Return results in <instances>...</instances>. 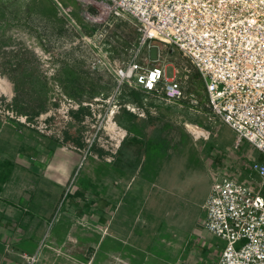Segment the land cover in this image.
Here are the masks:
<instances>
[{"label":"rangeland","instance_id":"obj_1","mask_svg":"<svg viewBox=\"0 0 264 264\" xmlns=\"http://www.w3.org/2000/svg\"><path fill=\"white\" fill-rule=\"evenodd\" d=\"M75 20L89 42L66 27L50 0H0V78L8 86L6 93L0 92V179L8 176L0 181L2 193L33 213V198L48 203L55 197L46 185L61 188L52 220L46 216L49 230L53 223L72 229L57 241L47 238L52 242L47 243V264H213L225 243L204 227L201 206L209 188L219 175L257 188L260 179L249 177L250 166L256 161L264 165V156L244 141L235 146L234 131L208 112L189 61L159 39L153 42L157 47L143 48L140 57L158 58L168 76L178 71L184 98L171 104L138 92L145 116L126 110L130 93H116V83L103 67L91 69L89 44L95 43L110 63L128 62L140 37L136 27L130 19L111 20L100 35L92 36L100 27L82 16ZM24 53L49 58L48 68L39 63L43 73L53 68L54 55H81L89 72L102 77L107 96L93 103L94 114L81 125L82 148L71 144L75 134L70 127L60 130L52 123L54 135H43L10 117L8 64ZM52 97L48 109L56 107ZM111 117L125 132L118 148L109 128ZM187 124L207 136L195 138ZM93 137L96 147L88 151L85 141ZM133 137L162 142L164 149L157 156L145 153ZM77 190L84 194L71 198Z\"/></svg>","mask_w":264,"mask_h":264},{"label":"built area","instance_id":"obj_2","mask_svg":"<svg viewBox=\"0 0 264 264\" xmlns=\"http://www.w3.org/2000/svg\"><path fill=\"white\" fill-rule=\"evenodd\" d=\"M53 1L67 27L81 32V25L62 3ZM75 1L83 20L100 27L92 36L109 27L111 20L124 18L133 22L140 35L128 62L110 63L98 53L95 43L89 44L94 55L91 69L103 67L113 77L116 93L127 85L164 103L184 98L178 71L168 76L165 66H150L158 63V58L141 62L142 49L156 46L153 42L159 39L189 61L203 85L208 112L234 131L235 146L244 141L264 156V0ZM80 39L89 42L86 36ZM48 60L43 55L42 62ZM53 73L54 69L49 68L44 75L50 77ZM52 96V105L57 108L51 106L32 121L13 112L10 117L43 135H54L52 123L66 130L74 123L72 113L78 111L79 103L63 95L57 86ZM97 100L81 103L90 110L82 124L94 114L93 103ZM126 110L145 116L142 107L131 105ZM115 136L118 148L125 135ZM96 141V137L85 141L88 151ZM250 171L251 179H260L257 188L219 175L201 206L205 229L225 243L216 264H264V165L252 162ZM23 260L24 264H39L37 254L24 255Z\"/></svg>","mask_w":264,"mask_h":264},{"label":"trees","instance_id":"obj_3","mask_svg":"<svg viewBox=\"0 0 264 264\" xmlns=\"http://www.w3.org/2000/svg\"><path fill=\"white\" fill-rule=\"evenodd\" d=\"M49 16H51L53 20L56 19L55 14L50 13ZM41 47L44 48V45ZM25 53L20 59L14 57V61L8 64V68L11 72L7 74L6 77L12 84L13 96L10 104L7 105V109H10L16 116H24L28 121H32L48 110L50 106V96L57 86L66 97L79 103L78 111L72 113L74 123H71L69 127L75 134L70 139L71 144H73V147L76 149L82 148L84 144L82 139L83 127L81 125L84 116L90 114V112L89 109L82 106L81 103L84 101L93 102L95 98L104 99L107 96V88L103 85L102 77L89 72V68L83 56L80 55L78 58H74L70 53L54 55V73L52 76L47 77L40 69L36 57L33 56V59L30 57L28 58V56H25L27 55ZM194 78L195 76L192 79ZM195 79L196 81L193 80V82L200 84L199 88L203 90V85L200 83L199 78L196 77ZM122 91L130 93L131 105L136 107L143 106V103L139 101V96L136 95V93L140 92L148 95L146 91L138 88H130L127 85L121 86L119 93ZM203 102L205 104V100H203ZM132 139L141 149H143V146L146 148L145 153L157 156L160 155V151L164 149L163 143L159 141L154 142L144 138L137 139V137H133ZM95 147L96 143H94L91 148ZM7 179L8 176H3L0 181L5 182ZM83 194L82 190H77L71 198L80 197ZM67 197H69V194L66 195V198Z\"/></svg>","mask_w":264,"mask_h":264},{"label":"crops","instance_id":"obj_4","mask_svg":"<svg viewBox=\"0 0 264 264\" xmlns=\"http://www.w3.org/2000/svg\"><path fill=\"white\" fill-rule=\"evenodd\" d=\"M58 1L63 4L73 18L79 20L81 10L75 0ZM50 2L57 10L54 1L50 0ZM76 34L79 38L85 36L82 32H76ZM38 57L37 55L36 59L40 63L42 59ZM46 186H49L55 197L51 198L48 203H43L45 199L33 198L31 203L34 206V210L33 213H30L25 208L26 206H16L9 201L2 193L4 191L3 184L0 185V264H24V255L32 256L35 254L38 255L39 264H47L49 257H51L46 251L47 243H52L47 241V238L56 239L57 241V237L63 238L65 233L72 229L71 226L63 228L62 225L53 223L49 230L46 216L49 215L50 222L53 213L51 208L55 202H59L58 199L62 195V190L59 187ZM219 254L213 264H216Z\"/></svg>","mask_w":264,"mask_h":264},{"label":"bare ground","instance_id":"obj_5","mask_svg":"<svg viewBox=\"0 0 264 264\" xmlns=\"http://www.w3.org/2000/svg\"><path fill=\"white\" fill-rule=\"evenodd\" d=\"M8 91V86L6 82L0 78V92L6 93ZM109 128L114 133L117 134L119 137H124L125 132L123 130H119L117 125L114 123V121L110 118L109 119ZM187 128L189 132L195 137H206L207 132L203 129L199 128L198 126L187 124Z\"/></svg>","mask_w":264,"mask_h":264},{"label":"water","instance_id":"obj_6","mask_svg":"<svg viewBox=\"0 0 264 264\" xmlns=\"http://www.w3.org/2000/svg\"><path fill=\"white\" fill-rule=\"evenodd\" d=\"M146 59L147 58L143 56L141 62L142 63H145L146 62ZM150 66H159V63H150Z\"/></svg>","mask_w":264,"mask_h":264}]
</instances>
